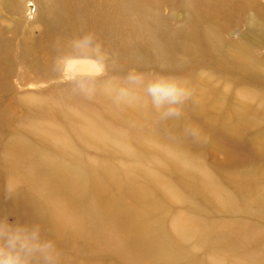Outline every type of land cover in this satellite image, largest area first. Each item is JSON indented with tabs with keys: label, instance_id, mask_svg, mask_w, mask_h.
I'll list each match as a JSON object with an SVG mask.
<instances>
[{
	"label": "rangeland",
	"instance_id": "374dc122",
	"mask_svg": "<svg viewBox=\"0 0 264 264\" xmlns=\"http://www.w3.org/2000/svg\"><path fill=\"white\" fill-rule=\"evenodd\" d=\"M44 1L0 0V220L39 225L41 237L55 246L48 264H163L166 255L174 264H264V0L147 4L159 17L141 25L146 33L161 44L170 32L177 35L168 42L172 54L165 64L161 54L141 51L144 46V56L130 62L115 61L105 48L94 57L53 52L38 18ZM179 24L217 31L221 50L236 59L217 55L214 38L202 29L189 38L193 33L181 34ZM97 33L90 36L99 39ZM76 37L86 40L79 32ZM241 60L253 70L243 69ZM235 63H244L241 70ZM133 69L180 78L188 95L179 111L162 116L140 89L117 98ZM139 106L151 121L138 118ZM50 162L67 163L83 180L76 200L64 190L66 182L53 178ZM187 167L212 183L206 189L187 183L193 182ZM97 171L112 179L102 196L91 181ZM139 188L143 199L129 211L128 193ZM72 201L91 226L67 224L57 239L59 213L72 212L61 209ZM52 207L59 212L50 214ZM123 224L147 229L155 255L124 245L115 233ZM31 264L45 262L34 256Z\"/></svg>",
	"mask_w": 264,
	"mask_h": 264
},
{
	"label": "bare ground",
	"instance_id": "6f19581e",
	"mask_svg": "<svg viewBox=\"0 0 264 264\" xmlns=\"http://www.w3.org/2000/svg\"><path fill=\"white\" fill-rule=\"evenodd\" d=\"M44 2L45 4H42L44 11L41 9L42 13L38 14V18L40 21L41 20L44 21L47 27L46 34H44V36L42 37L44 39H50V41L47 42H50L51 45L50 48H52L53 52L56 49H59L61 53L68 55L94 57L97 53L104 52L105 50H109L113 52L112 54L115 56V61H118L119 58L126 62H130V60H133L140 55L144 56L143 54H141L143 53L141 52L142 50L147 51V49H149L154 54H161L159 57L160 63L165 64L166 61L168 62L171 61L170 58H171L172 50H171V45L170 44L168 45V42L171 40L172 36H177V35L173 32L172 33L170 32L168 34V40H166L165 44H161L151 34L148 35L146 33V27L141 26L146 20L154 23H158L159 14L156 12L155 13L151 12L150 14H154L153 17L149 14V11L146 10L147 4L154 5L155 0H45ZM49 10H51V13H49ZM221 13H223V11H218L217 15L219 17L223 16L224 14ZM85 20H87L88 22L90 21V25L88 28H86L85 26L86 23ZM115 21L116 23L121 21L122 26L121 27L116 26L114 24ZM132 21H136L137 25L132 23ZM139 21L141 22L138 23ZM175 27L181 29L180 30L182 31L180 32L181 34L183 33L185 34V30L191 33L192 31H195L197 28L202 29L201 31L204 33V37L206 36L208 40L214 38L213 39L214 43L211 42V45L217 49L218 51L216 52L217 55H220L222 59L224 56L228 60L236 59V58H232L230 53L221 50V48L223 47V43H222L223 40L219 37L217 31H212V29L202 28L201 26L194 27L187 24H179V25H175ZM90 28L92 31L98 32L96 36L99 37V39L90 36L92 32ZM77 32L82 34V36L84 37H90V39H86L84 42L82 39L76 37ZM192 33L193 35L191 36L189 34V38L193 36L195 37L196 35L195 32ZM130 36L133 39V41L138 43V45L136 44L137 48H135V45L131 43L132 41L131 42L129 41L131 40ZM57 40H60L59 43H57ZM93 40H96V42H92ZM112 42H119L116 47L117 49L111 46ZM91 43L92 44L95 43V44L92 45ZM142 46L144 47L140 51L139 49ZM145 47L148 48L146 49ZM102 48H105V50ZM242 50L244 49L241 48L240 51L245 52V54L249 53L247 48L244 51ZM1 51L5 56L3 59L8 61L9 60L7 54L8 51L6 50H1ZM234 53H236V49L234 50ZM219 61H220L219 59H215L214 63H218ZM241 61L242 62L244 61L245 63V60H241ZM243 64L235 63V65H233L232 68L235 69L238 68V70H241ZM225 67L226 66H224L223 69ZM243 69L253 70L252 64L250 63L249 65V63H245ZM135 111L133 112L137 114L140 120L144 119L147 121H151L153 117L151 114H149L146 111L144 106L137 107ZM227 125L229 126V124ZM167 129L168 128L165 127V130L163 132H165ZM218 131L220 133L226 132V126L223 127L220 126ZM186 132H190V131H186ZM192 133H195V131H193ZM49 164L53 178L57 180H62V182H66V184L69 185V187L64 188V190L65 191L67 190L68 195L74 192V194L76 195L74 199L76 200L79 194L77 193V191H75V188L76 186L80 188V186L84 184L83 180L78 179L76 175H73L72 174L73 172L69 168V165H67V163L65 162H59V163L50 162ZM187 169H189L188 172L190 175H192L193 178V179L191 178L193 182H187V183L191 184L195 188L200 189L201 187L203 189H206V187H208L206 186L207 185L206 183H212V181L208 180L207 175H201L199 172L189 167L184 168L183 170H187ZM20 172L22 173V171ZM11 176L14 177L13 174ZM105 180L107 182H105ZM91 181L92 182L95 181L93 182L96 185V189L94 190V193L96 195L99 193V195L102 196L104 192L109 190L107 185L111 183L112 179L107 174V171H104L103 174L97 171L95 172V174L91 175ZM195 182L198 183L205 182V183H200L198 184V186H195L197 185L195 184ZM183 183H186L185 179L183 180ZM210 186L212 187L211 184ZM126 189L127 187L123 186L122 188H119V190L117 191L122 192L123 195ZM207 189L211 190L210 188ZM139 190H143V189L139 188L133 193H128L129 194L128 198L131 200V202L128 201L129 211L133 210L136 203H138L139 200L145 194ZM54 206L60 209L61 204H56ZM57 208L52 207L50 214H53L55 209L56 212H59ZM61 209L64 212L68 210H72V212H65L62 214L61 212L59 213V218L56 225L58 230L55 231L57 239H60L62 230L67 224H70L71 228L76 230H79L77 228L80 225H82L81 227H86L88 225L91 226L88 219H84L82 221L81 205L77 204V202L74 201L69 203L65 202V204L62 206ZM118 211L124 215V212L122 211V207L118 209ZM195 220H200V219L196 218ZM210 223L214 224V226L216 224L215 222H210ZM123 227H124L123 230L122 228H120V230L116 231L115 233L117 236L119 235V233L122 235L121 241L124 245H131L136 249L146 250L147 257L150 256L152 257L155 255L154 253L156 252L154 250L156 249L153 248L152 244H149L148 240L146 239V235L144 231H146L147 229H141L138 226L126 228L127 227L126 225ZM210 233L213 234L212 232ZM215 245L217 244L215 243ZM203 261L204 259H201L198 263H203ZM170 263L174 264V262H172V259L170 257H167L166 255L163 264H170Z\"/></svg>",
	"mask_w": 264,
	"mask_h": 264
},
{
	"label": "clouds",
	"instance_id": "9594fccd",
	"mask_svg": "<svg viewBox=\"0 0 264 264\" xmlns=\"http://www.w3.org/2000/svg\"><path fill=\"white\" fill-rule=\"evenodd\" d=\"M136 89L142 90L162 116L176 114L188 95L185 83L176 76L162 73L145 76L133 69L129 71L126 83L117 87V98L132 96ZM54 255L55 246L51 240L41 237L39 225L0 220V264H31L34 256L48 264Z\"/></svg>",
	"mask_w": 264,
	"mask_h": 264
}]
</instances>
